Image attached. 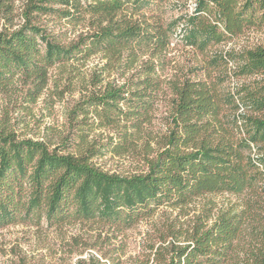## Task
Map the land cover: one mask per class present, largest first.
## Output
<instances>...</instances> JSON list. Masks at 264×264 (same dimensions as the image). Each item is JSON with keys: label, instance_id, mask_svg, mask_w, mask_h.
<instances>
[{"label": "trees", "instance_id": "16d2710c", "mask_svg": "<svg viewBox=\"0 0 264 264\" xmlns=\"http://www.w3.org/2000/svg\"><path fill=\"white\" fill-rule=\"evenodd\" d=\"M165 1L24 0L20 13L14 14L15 0H0L6 26L0 32V92H18L35 103L49 84L51 69L83 64L94 56L101 60L90 80H81L82 94L72 113L80 131L76 151L21 139L2 121L0 228L17 222L40 226L44 220L50 227L91 222L123 232L161 208L182 210L209 194L254 192L264 182V118L243 116L246 136L238 137L240 118L230 111L239 106L234 94L221 92L216 80L169 82L170 128L156 142L157 149L147 136L164 88L157 59L173 38L205 51L264 26V0H196L191 14L168 25L159 14ZM16 18L22 20L18 25ZM49 20L84 25L86 31L64 42L63 33H55ZM234 61L240 75L261 76L253 87L242 88L241 99L252 111H264V47L218 52L211 64L227 67ZM101 129L113 135L105 142L89 139ZM144 139L146 170L122 175L94 162L106 154L128 155ZM254 147L259 148L255 158ZM200 215L187 231L161 237L157 250L165 252V264L231 261L247 211L231 206L211 224V207ZM259 228L263 240L246 264H264V223ZM181 238L185 244L179 243ZM78 264L109 263L90 255Z\"/></svg>", "mask_w": 264, "mask_h": 264}, {"label": "rangeland", "instance_id": "374dc122", "mask_svg": "<svg viewBox=\"0 0 264 264\" xmlns=\"http://www.w3.org/2000/svg\"><path fill=\"white\" fill-rule=\"evenodd\" d=\"M23 2L24 0H15L14 14L20 13ZM195 3L196 0H166L159 14L168 25L188 15ZM21 21L16 18L14 24L18 25ZM49 21V27L55 33H63L64 42L75 40L86 31L84 25L74 26L57 20ZM5 28L4 20L0 18V32ZM257 46L264 47V26L247 29L242 35L210 46L205 51L187 46L180 38L174 37L160 61L157 59V63L161 64L158 74L164 81V88L155 104L152 123L147 131L150 134L147 136L154 139L151 142L153 148L157 149L156 142L170 128L172 95L168 85L171 81L185 78L193 81H218L221 92L234 94L239 109L234 107L230 114L239 116L238 125L241 128L245 122L241 119L243 116L264 118V111H252L241 99L242 88L246 85L252 86L261 76L240 75L236 69L238 61L228 64L227 67L211 64L215 53L229 49L243 52ZM100 63V57L94 56L83 64L73 63L65 68L51 69L49 84L35 103L26 102L18 92H0V125L2 121H7L10 130L21 139L44 140L53 147L65 146L70 151H76L80 131L72 113L82 94L81 80H90L92 69ZM118 80L122 82V79ZM244 130L242 128L240 133L236 131L237 136L245 137ZM90 134V140L99 142H105L106 138L113 135L111 130L105 129L94 130ZM144 141L145 139L139 142L136 150L128 155L106 154L95 158L94 162L110 173L122 175L146 170L147 153L143 149ZM258 152L259 148L254 147L252 156L255 158ZM150 153L151 157L154 156V153ZM263 183H259L254 192L246 191L239 195L209 194L196 198L182 210L161 208L150 219L143 220L123 232L91 222H74L53 227L48 226L44 220L40 226L22 222L9 224L0 228V264H78V260L86 259L90 255H95L109 264H112L111 260H115L117 264H165V252L157 250L162 236L171 233L178 235L187 231L198 221V217H202L200 214L204 208H212L213 217L208 221L211 224L221 210L231 206L237 211L246 210L248 218L237 241L233 258L226 264H246L253 260L251 255L256 244L263 240L260 234L262 229L259 228L260 223H264ZM172 239L169 237L168 242ZM179 241L180 244H185L184 238Z\"/></svg>", "mask_w": 264, "mask_h": 264}, {"label": "built area", "instance_id": "2783aa9c", "mask_svg": "<svg viewBox=\"0 0 264 264\" xmlns=\"http://www.w3.org/2000/svg\"><path fill=\"white\" fill-rule=\"evenodd\" d=\"M196 3L193 5V7H192V10H191V12H190V14L194 11V9L196 8ZM182 27H183V25H180V28H179V33L181 32V30H182Z\"/></svg>", "mask_w": 264, "mask_h": 264}]
</instances>
